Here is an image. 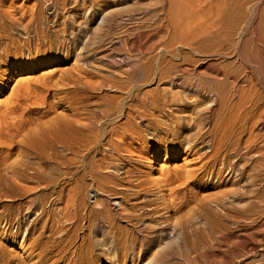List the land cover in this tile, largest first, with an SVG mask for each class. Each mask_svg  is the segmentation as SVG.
<instances>
[{"label":"bare ground","instance_id":"obj_1","mask_svg":"<svg viewBox=\"0 0 264 264\" xmlns=\"http://www.w3.org/2000/svg\"><path fill=\"white\" fill-rule=\"evenodd\" d=\"M80 3L108 73L0 34V264H264V0Z\"/></svg>","mask_w":264,"mask_h":264},{"label":"rangeland","instance_id":"obj_2","mask_svg":"<svg viewBox=\"0 0 264 264\" xmlns=\"http://www.w3.org/2000/svg\"><path fill=\"white\" fill-rule=\"evenodd\" d=\"M46 1L45 0H43V1L42 0H36V3H33V2H35V0H0V2H1L0 3V13H1L2 18H3V20H1L0 22L2 23V25L5 24V26H6L4 29L1 27L0 34H14V35H16L15 36L16 39L24 40V41H28L29 38H33L37 34H42V33L45 34L44 38L42 39V43H41V47L40 48H42L43 50L44 49H47V50L52 49L54 51L56 57H54L52 59L53 61L51 62V64L49 63V64L45 65L40 70L41 72L48 71V69L50 70V69H52L54 67H58V66L61 67V66H64V65H72L75 62L74 60H77L75 58L77 57L78 54H79L78 55V59H81L82 62L84 60H86V59L88 60V58H89L90 61L91 60L95 61L94 62V65L96 64L95 66L98 67L99 64L97 65V63H100V65H101L100 61L93 59L94 57H93L92 45L90 43H87L89 46L85 48V45H84V39H86L84 37L85 34L83 35V34H79V32H76V30L78 31L79 27H78V23L76 25L77 21H74V19H73L74 17H72L74 15L72 13H75L77 8H80V9L83 8V3H80V2H83V0H80V1L78 0L77 4L80 3L79 4L80 6L77 5L76 3H73L72 6L71 5L70 6L69 5H64L62 0H49V1L46 0ZM63 5H64V7L66 6L65 9L63 8ZM80 9H78V10H80ZM11 13H12V16H11ZM16 17H17V19H16ZM88 25L94 26L93 23H89ZM73 29L75 30V32H74ZM86 29L87 28H84V30H86ZM76 33H78V34H76ZM81 35L84 37V39H82V40H81V38H82ZM111 35H113V34H111ZM27 37H29V38L27 39ZM4 40H7V38H5ZM62 41L63 42L64 41L70 42V44H72V49H73L72 52L70 53L69 57L67 55L68 60L66 59L67 57L65 58L68 61L66 64H60L59 63V61H60V58H59L60 53H62L61 55L67 53L66 49H63V48H61L62 50L58 49V44L61 43ZM122 45H123V49L122 50L124 52L125 51L127 52V50L129 51V48H127L128 45H126L127 47L124 44H122ZM122 45L120 46V48H122ZM35 47H36V44H35ZM85 49H86V51H85ZM60 50H61V52H60ZM28 53L29 52H26V56H28L27 55ZM84 53L89 55V56H91V57L86 56ZM84 56H86V58ZM90 58H92V59H90ZM89 63L91 65H93L92 61L89 62ZM85 64H87V63H83V66L87 67V65H85ZM100 65H99V67H101L103 69V72L105 71V73L111 67L109 65L106 66V64L104 66L103 65L100 66ZM40 71H39V73H41ZM107 73H108V71H107ZM150 142L154 143L153 141H150ZM85 164L86 163H79L77 165V169H78V173L77 174H78V176H81V175H83L86 172L85 170H87V164L86 165ZM85 178L86 179H90V176L87 175V176H85ZM93 193H95V192L91 191V193L89 194L90 195L89 196L90 199L88 198V200H87L88 204L90 206H95L96 205L95 202H94L96 196ZM18 202L15 201L14 205L16 206L18 204ZM5 203H6V201H3L1 204L3 205ZM92 204H94V205H92ZM100 206L101 205L95 206V209L99 210V208L100 209L103 208V206H101V207ZM96 214L97 213H94V216H96V217L92 216V220L91 221L88 220V218H86L83 221V223H81L82 225L81 224L79 225V223L78 224L76 223L78 225L77 229L79 228L78 229L79 234L81 235V234H85V233L86 234L87 233H90V234L92 233L91 234V239H92V241H95V242H96V240L98 241V240L103 239L104 235H105V234H103L100 231V227H99V225H97L98 223H96V220L93 219V218H99V217H103V216L101 214H99V215L98 214L96 215ZM91 222H92V226H91ZM94 222H95L96 225L94 224ZM65 224L68 225V223H65ZM72 225L75 226L74 224H71V226ZM73 226H72V229L74 228ZM89 226L91 227V229H90ZM92 227H93V229H92ZM83 228H85V229H83ZM79 230H81V231H79ZM96 230H97V232H96ZM97 235H98V237H97ZM100 237H102V238H100ZM94 238L96 240H94ZM191 255H193V254H191ZM204 258H205L204 260L208 264L214 263V261H212V260H215V264L217 263V261H216L217 258L214 259L213 257H210V256H209L208 259H207V256L204 257ZM204 260L201 261L202 262L201 264H204V262H205ZM208 261L211 262V263H209Z\"/></svg>","mask_w":264,"mask_h":264}]
</instances>
